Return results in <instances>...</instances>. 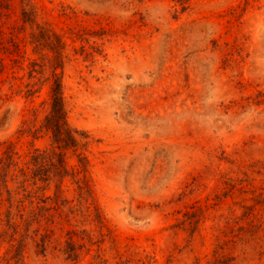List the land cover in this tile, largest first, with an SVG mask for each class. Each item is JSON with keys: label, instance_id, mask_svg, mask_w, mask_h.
Masks as SVG:
<instances>
[{"label": "rangeland", "instance_id": "obj_1", "mask_svg": "<svg viewBox=\"0 0 264 264\" xmlns=\"http://www.w3.org/2000/svg\"><path fill=\"white\" fill-rule=\"evenodd\" d=\"M0 264H264V0H0Z\"/></svg>", "mask_w": 264, "mask_h": 264}, {"label": "trees", "instance_id": "obj_2", "mask_svg": "<svg viewBox=\"0 0 264 264\" xmlns=\"http://www.w3.org/2000/svg\"><path fill=\"white\" fill-rule=\"evenodd\" d=\"M40 32H45L41 29ZM44 125L52 132L53 142L59 148H67L69 146H73L75 143V139L72 136L71 130L68 128L65 118V109L63 104L62 95L60 92V85L55 82L52 87V96H51V108L49 115L45 118ZM22 217V216H21ZM39 215L32 214L30 217L23 219L22 221L29 226L31 223L38 219ZM6 225L10 230L14 233L17 232L18 225L13 221V216L10 212L6 215ZM75 247L72 242L68 244L67 252L68 258H74L75 256ZM19 252H17L14 257L18 258Z\"/></svg>", "mask_w": 264, "mask_h": 264}]
</instances>
